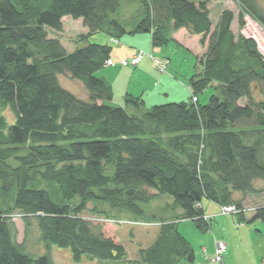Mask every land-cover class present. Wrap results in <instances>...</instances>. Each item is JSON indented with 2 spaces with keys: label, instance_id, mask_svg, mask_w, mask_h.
<instances>
[{
  "label": "trees",
  "instance_id": "obj_1",
  "mask_svg": "<svg viewBox=\"0 0 264 264\" xmlns=\"http://www.w3.org/2000/svg\"><path fill=\"white\" fill-rule=\"evenodd\" d=\"M141 1L145 17L128 32L110 19L120 0H0V111L9 107L16 117L9 125L0 116V193L14 200L0 207V264H56L52 245L70 248L77 261L87 255L103 264H194L193 244L179 221L207 231L212 225L204 218V198L243 208L247 196L264 192L255 185L264 180V100L254 97L255 87L264 92V56L241 32L246 17L264 29V6L235 0V34L230 10L221 12L213 30V0ZM69 15L88 29L73 52L50 36L63 32ZM111 27L120 34L151 33L153 48L170 45L171 32L182 28L201 35L207 50L196 57L191 100L148 108L143 95L127 93L125 106L113 105L112 86L97 75L112 59L113 45L90 41L100 32L120 38ZM63 74L83 83L88 100L61 85ZM210 86L219 93L201 104L199 93ZM164 194L183 213L158 222L155 242L136 259H129L117 238L120 222L107 211L95 209L104 218L83 216L92 201L142 216L143 204ZM15 214L26 231L36 224L47 253H27L17 240ZM257 219L264 220V203L249 221Z\"/></svg>",
  "mask_w": 264,
  "mask_h": 264
},
{
  "label": "rangeland",
  "instance_id": "obj_2",
  "mask_svg": "<svg viewBox=\"0 0 264 264\" xmlns=\"http://www.w3.org/2000/svg\"><path fill=\"white\" fill-rule=\"evenodd\" d=\"M196 2H203L205 0H189ZM262 6H264V0H259ZM223 10H230L234 13L235 19L232 26L235 34L239 33V8L235 0H213L211 1V19L213 21V30L216 27L220 14ZM145 17V6L141 0H120V6L118 9L110 15V19L117 20L126 30L134 29L138 23ZM82 19H74L73 17L65 16L63 20L64 29L63 32L58 33V37L64 43L66 50L68 52H73L77 47H82L83 42H75V40L80 39L82 35L86 34L84 30V24ZM246 26L241 30V32L247 36L252 37L256 40L258 44L259 51L264 56V29L259 26L256 22L251 20V18L246 17ZM82 22V23H81ZM112 32H118L114 27H111ZM50 34L53 37V31ZM88 32V31H87ZM120 34V32H118ZM120 39L122 41H133L136 43L138 49L142 50L146 54V58L151 54V33L140 32V33H125L120 34ZM135 39H130L134 38ZM142 36H148L150 39L142 40ZM108 34L105 32H100L93 35L90 38L91 42L104 43L107 41ZM75 42V43H74ZM207 45V43H206ZM113 48L114 45H113ZM207 50V49H206ZM205 50V51H206ZM162 55L167 54L172 63L170 65V60L167 57H161L152 55L150 59L155 66V60L159 59L168 60L169 63L164 70V74L160 73V70L151 67L150 71L140 73L138 70L133 69L139 66L142 60L137 66H121L128 70V73L121 74L115 84V99L113 105L125 106V101L122 96L123 84L128 86L127 93L130 92L136 95L137 84L143 83L145 97L147 98V107L150 108L153 105L165 104L170 102H188L191 100V91L188 88L189 79L191 76L199 71V64H197V58L194 53L183 45H176L172 42L170 45L163 46L159 49ZM157 52V51H155ZM161 59V60H160ZM149 60V59H147ZM157 64V63H156ZM118 66V65H115ZM163 66V65H162ZM105 67H107L105 65ZM104 67V68H105ZM162 68V67H161ZM102 70H100L97 75H102ZM175 76L176 78L170 77ZM61 85L75 94L77 97L88 100L89 95L83 83L74 78H70L68 74H63L59 76ZM133 87H136L133 90ZM214 93H219L215 87L210 86L205 89L202 93H199L200 103L207 104L209 102L210 96ZM122 97V99H121ZM254 97L256 100H264V92L260 87H255ZM247 99L243 98L240 104L245 105ZM133 112L134 109L130 108ZM0 116H4L9 125L16 122V117L9 107H5L0 111ZM112 174V170L108 172ZM255 185L259 189L264 188V180H257ZM8 195V194H7ZM237 197L242 198L243 194L238 193ZM14 200L10 195L6 196L5 193H0V207L6 208L9 205H13ZM202 203L208 204L209 208L205 211L204 218L211 220L212 227L207 231L199 230L191 220H180L179 230L180 232L192 242L196 250H203L204 247L212 250L216 245L215 252L203 250L202 257L205 262L210 261L212 264H234L229 258H235L239 261V264H245L254 260L253 248L256 246L258 241H263L264 243V220L257 219L255 221H249L253 216L254 212H245L246 221L243 223L239 222L238 214H223L221 206L213 201L206 198L202 200ZM201 203V207L204 209ZM264 203V192L260 194H253L245 198L244 207L258 206ZM145 209V214L142 216H135L131 213L122 211L117 208H112L108 203L104 201H92L88 204V208L83 212L85 218H104L107 216L106 213L95 211L105 210L107 211L115 221H126V220H139V224H129V223H119L117 235L119 236L120 243L124 245L129 259H136L139 255V250L150 247L156 240L159 227L157 225H151L149 220L160 222L162 219H176L181 216L183 210L181 208L174 207V199L170 195H161L157 199L151 201L150 203L143 204ZM205 210V209H204ZM126 219L124 220L123 219ZM12 221L16 224L18 229L17 240L23 242L27 253L34 254L32 256H39L47 253L44 243L40 240V231L34 224L29 230H25L24 224L22 222L21 216L15 214L12 216ZM242 226H245L241 228ZM261 237V238H260ZM225 238V239H224ZM235 245L238 244V248L233 247L232 242ZM223 242L225 244L224 248H219V243ZM228 243V244H227ZM264 245V244H263ZM252 251L253 258L249 255ZM258 252L257 261H260V254ZM50 255L52 260L56 264H103L104 261L98 260L96 258H91L87 255H83L80 261L74 259L72 251L70 248H62L58 245H52L50 247ZM218 256H220L218 258ZM264 263V262H263ZM179 264H190L186 260H181ZM198 264V263H196Z\"/></svg>",
  "mask_w": 264,
  "mask_h": 264
},
{
  "label": "crops",
  "instance_id": "obj_3",
  "mask_svg": "<svg viewBox=\"0 0 264 264\" xmlns=\"http://www.w3.org/2000/svg\"><path fill=\"white\" fill-rule=\"evenodd\" d=\"M193 2H196V1H193ZM196 3H199V2H196ZM208 8H209V10L211 9V2L209 3ZM63 20H64V18H63ZM232 26H233V24H232ZM63 29H64V24H63ZM84 30L87 33L88 29L86 27H84ZM132 30L133 29L127 30V31L130 32ZM57 34L58 33H54L53 36H57L58 37ZM136 37L134 36V38H130V39H135ZM171 37L174 40V43H176V45H183V47H186V48L190 49L194 53V55L196 57H201L206 52L205 50L207 49V45H204L203 46L200 43L201 35H193V34H190L186 28H182V29H180L178 31H172L171 32ZM111 38H113V37L111 35H108V37L106 39L107 41H105L104 43L102 42V44H105V43L106 44H108V43L110 44V39ZM118 39L120 41V44L119 45H114L115 48H113V46H112V52H111V58H112V60H115L116 62H119L122 59L130 58L138 50H140V49L137 48V46H135L136 43L134 41H133V43L130 42V41H122L121 42V39L120 38H118ZM148 39H150L148 36H142V40H145L146 41ZM76 41L77 40H75V42ZM159 49L160 48H154V49H152L151 54L148 56L149 58H147L149 60L144 59L141 62V64H139V66H137L136 68H133V69L138 70L140 73L146 72V71H150L151 70V67L154 66L153 63H152V61H151V59H150V56L151 55H154V54L157 55V56H161V57L164 56V57H167L169 59V56L167 54L162 55L161 52L159 51ZM155 51H157V52H155ZM169 60H170V65H171L172 60L171 59H169ZM154 69L156 71H158L155 68V66H154ZM125 73H128V70L127 69H124L123 67H120L119 65L118 66H107V67L103 68V71H102V75L101 76L104 77L108 83H110V85L112 86L113 91H114L115 90L114 89L115 88V84H116L118 78L120 77L121 74H125ZM160 73H162V72H160ZM162 74H164V73H162ZM170 77L176 78L175 76H172V75ZM129 85H130V83H128L127 85L123 84V90H122L123 99H124L125 95L127 94V90H128V86ZM136 86H137V90H136L137 93H136V95L134 93H131V94H133L135 96L143 95V99L145 100V105L147 107V98L144 95L145 92H144L143 83L142 82L141 83H138ZM135 88L136 87H133V90ZM128 93H130V92H128ZM114 97H115V94H114ZM121 99H122V97H121ZM202 205H203L205 211H207L208 208H209L208 204L202 203ZM123 219H124V217H123ZM124 220H126V219H124ZM149 223L151 225H157L159 227V223L156 222V221L149 220ZM243 227H245V226H242L241 228H243ZM117 238L120 241L118 235H117ZM231 243H232L233 247L234 246H235V248H238L239 247L238 244L235 245V243H233V241ZM263 244H264L263 241H258L257 244H256V246L252 247L253 248V252H254V260H252L250 262H246L245 264H264L263 263L264 262V245ZM215 249H216V245L214 246V248L212 250H209L206 247L203 248V250H205L207 252L208 251H212L213 253L215 252ZM194 250H195V257H196L194 264H196V263H198V264H212L211 263V260L205 262L204 258L202 257L203 256L202 255L203 250L202 251L199 250V249L196 250V247H194ZM261 251H262V253L259 255L261 257L260 258L261 263H260V261H257L256 258L258 257L257 253L258 252H261ZM249 255L253 258L252 251L249 252ZM229 260L230 261H233L234 264H239V261L237 259H235V258L230 257Z\"/></svg>",
  "mask_w": 264,
  "mask_h": 264
},
{
  "label": "built area",
  "instance_id": "obj_4",
  "mask_svg": "<svg viewBox=\"0 0 264 264\" xmlns=\"http://www.w3.org/2000/svg\"><path fill=\"white\" fill-rule=\"evenodd\" d=\"M110 43L112 45H119L120 41L117 38H111L110 39ZM152 56V55H151ZM146 57V54L144 51L142 50H138L134 55H132L130 58L127 59H122L119 62H116L115 60H108L106 63V66H115V65H121L123 67L125 66H137L144 58ZM161 60V59H160ZM157 63V64H156ZM169 61L168 60H162V62L159 61V59L155 60V67L160 70V72H164V70H166L165 68L167 67ZM163 65V66H162ZM169 66V65H168ZM162 67V68H161ZM168 68V67H167ZM194 100H196V98H194ZM221 210L223 214H239V213H245V212H255L257 210L256 206H250V207H243V208H239L237 205L235 204H229V205H221ZM120 223H129V224H139L140 222L137 221H123L120 220ZM219 248H226L225 244L223 242L219 243ZM220 256H218L219 258Z\"/></svg>",
  "mask_w": 264,
  "mask_h": 264
}]
</instances>
